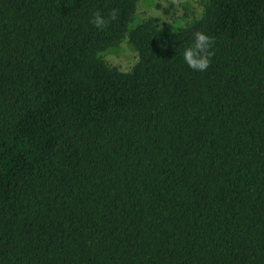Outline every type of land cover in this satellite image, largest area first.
<instances>
[{
  "label": "trees",
  "instance_id": "obj_1",
  "mask_svg": "<svg viewBox=\"0 0 264 264\" xmlns=\"http://www.w3.org/2000/svg\"><path fill=\"white\" fill-rule=\"evenodd\" d=\"M153 1L0 0V264H264V0Z\"/></svg>",
  "mask_w": 264,
  "mask_h": 264
},
{
  "label": "clouds",
  "instance_id": "obj_2",
  "mask_svg": "<svg viewBox=\"0 0 264 264\" xmlns=\"http://www.w3.org/2000/svg\"><path fill=\"white\" fill-rule=\"evenodd\" d=\"M116 11L113 10L109 13L108 19H115ZM94 27L103 28L107 23L106 20L99 12L92 14L90 21ZM213 44V37L205 34L202 31H195L192 33L191 42L182 50V60L188 68L196 71H205L210 64V59L213 55L211 48Z\"/></svg>",
  "mask_w": 264,
  "mask_h": 264
},
{
  "label": "rangeland",
  "instance_id": "obj_3",
  "mask_svg": "<svg viewBox=\"0 0 264 264\" xmlns=\"http://www.w3.org/2000/svg\"><path fill=\"white\" fill-rule=\"evenodd\" d=\"M170 2L173 3L174 7H176L177 10L182 11V9L177 5L178 0H154L153 3L148 8L155 10L156 3H158L162 7H168ZM121 48L122 47H120L121 52L123 51L122 53H120L117 56H109L107 59L110 63L117 65L123 68L122 70H124L131 65V63L133 62L134 55L133 53L128 52L127 49L123 50V48L122 49Z\"/></svg>",
  "mask_w": 264,
  "mask_h": 264
}]
</instances>
